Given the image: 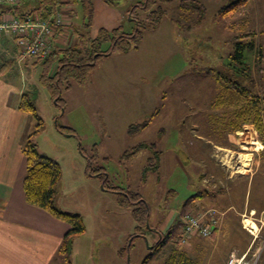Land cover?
Segmentation results:
<instances>
[{
	"label": "rangeland",
	"instance_id": "obj_1",
	"mask_svg": "<svg viewBox=\"0 0 264 264\" xmlns=\"http://www.w3.org/2000/svg\"><path fill=\"white\" fill-rule=\"evenodd\" d=\"M112 1L125 12L121 25L131 30L134 21L127 13L139 0ZM182 1L164 5V18L146 32L139 52L101 56L85 83L64 81L59 102L42 78L44 72L53 76L54 65L47 71L42 64L22 69L10 60L7 64L9 77L29 87L42 118L41 127L37 121L33 131L40 153L61 164L56 204L79 212L85 222V232L73 236V264H142L159 241V226L175 212L170 226L175 238L149 263L164 264L178 245L186 214L198 211L188 201L193 194L203 192L198 205L216 208L222 221L230 202L240 207L239 212L246 205L241 184L257 172L264 125L260 131L254 117L244 119L241 111L254 106L264 124V0H253L228 15L219 10L231 0H198L206 8L200 21L196 12L179 6ZM257 6L263 11L261 22L242 13ZM61 9L67 24L81 25L80 5H75L73 15L67 7ZM240 35H249L243 40H253L255 47L246 48L244 62L238 63L232 57ZM230 77L259 97L260 103H251L246 96L231 103ZM149 119L146 128L128 132L131 124ZM140 143L152 147L131 159L124 156ZM155 150L161 151L159 171L145 173ZM92 165L107 176L91 174ZM110 186L139 192L148 202L152 225L143 230L145 236L135 237L132 209L119 203V194ZM249 212L232 213L231 219L254 237L264 238L261 215ZM246 218L256 227L247 225ZM261 245L254 246L250 252L254 255L248 257L257 260ZM125 246L127 259L118 254Z\"/></svg>",
	"mask_w": 264,
	"mask_h": 264
},
{
	"label": "crops",
	"instance_id": "obj_2",
	"mask_svg": "<svg viewBox=\"0 0 264 264\" xmlns=\"http://www.w3.org/2000/svg\"><path fill=\"white\" fill-rule=\"evenodd\" d=\"M252 1L250 0L245 6L252 5ZM259 4L260 2L257 1L256 5ZM66 7L67 11L71 10L73 15L75 6L66 5ZM94 7L90 33L93 37L101 28L113 29L121 25L125 12L120 10L115 2L94 0ZM242 13L246 17L250 15L259 22L263 21V11L258 6L256 9L246 8ZM11 16L13 15L10 12H0L1 18ZM72 18L69 15V19L72 20ZM73 24H75L74 21L69 22L68 26L60 31L54 39V48H65L77 42L71 27ZM141 44L137 51L119 53L126 56L131 52H139ZM0 46L2 47L0 48V55L2 54L0 60V264H69L60 252V248L66 232L71 228L70 224L54 216L48 210L30 203L26 198L24 179L27 159L24 148L37 126L38 119L21 107L22 96L30 90L28 86L20 85L9 77L10 69L7 65L11 61L16 63L18 69L30 68L40 64L44 65L43 59L23 54L16 44L15 35L10 32L0 35ZM261 146L256 174L252 177L247 176L246 182L242 181L241 184L242 199L246 202L242 211H236L240 207L230 202L226 209L227 217L224 221L220 219L212 235L209 237L195 236L185 248H180L181 251L186 252L194 264H228V258L232 252L250 253L254 246L259 244L262 245L257 247L259 251H256L259 255L255 264H264V238L254 237L245 227L231 219L235 212L241 214L250 211L249 213L261 215L263 225L261 228L264 229V168L262 169L264 143ZM252 192L253 201H251ZM202 197L190 201L195 205L193 210L202 211L214 208L198 205ZM232 209L235 212H232ZM175 216V212H170L159 229L162 232L170 229L171 221L174 222ZM152 220L157 223L155 216ZM258 229L260 230L259 225ZM160 230L158 232H161ZM118 254L120 255V250ZM70 264H73L72 259Z\"/></svg>",
	"mask_w": 264,
	"mask_h": 264
},
{
	"label": "trees",
	"instance_id": "obj_3",
	"mask_svg": "<svg viewBox=\"0 0 264 264\" xmlns=\"http://www.w3.org/2000/svg\"><path fill=\"white\" fill-rule=\"evenodd\" d=\"M109 3H114L112 0H106ZM174 0H139L132 5V8L128 10L127 15L134 21V26L131 30H125L123 25H120L113 29L101 28L98 34L93 37L90 34L92 27V21L94 16V0H23L21 2L10 4L0 3V12H10L13 16L20 19H45L48 18L54 11L63 8L66 5L75 6L80 5L82 8V23L81 25H71L74 35L77 38V42L66 46L65 48H54L51 54L43 59V64L48 67L54 65L53 76L44 72L42 75L44 83L50 87L52 94L57 98V101L61 100L59 94L62 90L64 81L73 78L78 83H85L88 76L96 64L97 60L101 56L120 52L127 53L132 50H138L140 44L147 31L155 29L162 21L166 14V3H171ZM250 0H231L229 3L223 5L219 12L223 15L231 14L239 8L245 6ZM181 6L184 9L191 10L198 14V20L206 13V8L198 0H183ZM141 9V11H140ZM139 12L143 13L140 14ZM73 13H77L75 8ZM177 22H179L177 20ZM61 31L62 28L57 29ZM249 35L238 36L236 42L235 52L233 54V60L241 63L244 62L246 48H254L255 43L250 40L246 43L243 38H247ZM226 78V77H225ZM228 81V95H230V102L232 100L240 99L242 96H246L251 100V103H260L259 97L253 95L249 89L239 84V80H234L231 77L227 78ZM45 83V84H46ZM71 87V83L68 82L67 88ZM219 100H224L225 97L220 95ZM220 103V102H219ZM255 105V104H253ZM21 107L31 112L38 119V128L42 125V118L38 114L34 102H32L31 93H25L22 96ZM254 106L250 108L245 107L242 112L244 119L254 117L256 124L260 131H263V119L259 111L253 110ZM151 119L145 120L141 123L131 124L128 132L135 133L146 128ZM246 120V121H247ZM68 132H71L68 129ZM36 133V132H34ZM34 133H32L25 145L24 152L27 159V171L24 179V190L27 200L40 206L54 216L68 222L71 228L66 232L60 252L64 255L65 260L70 264L71 256L73 252V236L80 235L86 230L83 216L79 212L65 211L56 204V195L58 191V183L62 173V167L58 160L53 157L40 153L38 144L34 140ZM152 147L149 143H140L136 145L132 151H126L124 156L131 159L134 155L139 153L142 149ZM161 163V151L155 150L152 156L148 158V163L145 167V173L150 170L154 172L159 171ZM90 173L106 175L105 172H100L90 166ZM107 176V175H106ZM110 189L116 191L119 194V203L127 208H131L134 218L137 221L135 237H143L145 233L143 230L146 226L152 225L150 205L144 199L143 195L139 192L125 190L119 186H110ZM203 196V192L193 194L188 201ZM173 228V227H172ZM172 228L166 232H160L161 236L152 248L142 264H149L154 256L168 243V240L174 239ZM181 235H178L176 239L177 246L175 250L170 254L169 258L164 264H194L188 257L186 252L181 251L178 247L181 242ZM134 241V240H133ZM133 241L130 246L133 245ZM129 249L127 246L121 248L120 256L127 259Z\"/></svg>",
	"mask_w": 264,
	"mask_h": 264
},
{
	"label": "built area",
	"instance_id": "obj_4",
	"mask_svg": "<svg viewBox=\"0 0 264 264\" xmlns=\"http://www.w3.org/2000/svg\"><path fill=\"white\" fill-rule=\"evenodd\" d=\"M23 0H0V3L15 4ZM68 26L62 9L54 11L45 19H20L0 17V35L10 32L15 35L16 44L23 54L45 59L54 49V39L60 33L59 27L64 30ZM220 222L216 208L186 214L181 235V243L187 245L195 236L209 237ZM249 252L239 254L232 252L228 264H255L256 259L248 257Z\"/></svg>",
	"mask_w": 264,
	"mask_h": 264
},
{
	"label": "bare ground",
	"instance_id": "obj_5",
	"mask_svg": "<svg viewBox=\"0 0 264 264\" xmlns=\"http://www.w3.org/2000/svg\"><path fill=\"white\" fill-rule=\"evenodd\" d=\"M246 158V157H245ZM249 167V166H248ZM245 223L247 224V225H251L252 227H256V223L255 222H253L251 219H249V218H246L245 219Z\"/></svg>",
	"mask_w": 264,
	"mask_h": 264
},
{
	"label": "water",
	"instance_id": "obj_6",
	"mask_svg": "<svg viewBox=\"0 0 264 264\" xmlns=\"http://www.w3.org/2000/svg\"><path fill=\"white\" fill-rule=\"evenodd\" d=\"M151 248H153V246H151ZM128 261H130V257L128 256Z\"/></svg>",
	"mask_w": 264,
	"mask_h": 264
}]
</instances>
